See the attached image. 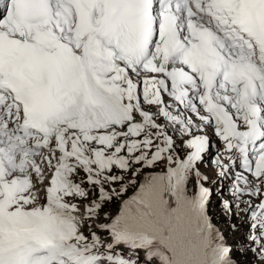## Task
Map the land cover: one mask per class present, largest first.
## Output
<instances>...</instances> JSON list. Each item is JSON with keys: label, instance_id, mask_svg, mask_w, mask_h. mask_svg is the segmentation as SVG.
<instances>
[{"label": "snow or ice", "instance_id": "snow-or-ice-1", "mask_svg": "<svg viewBox=\"0 0 264 264\" xmlns=\"http://www.w3.org/2000/svg\"><path fill=\"white\" fill-rule=\"evenodd\" d=\"M0 264H264V0H0Z\"/></svg>", "mask_w": 264, "mask_h": 264}, {"label": "rangeland", "instance_id": "rangeland-1", "mask_svg": "<svg viewBox=\"0 0 264 264\" xmlns=\"http://www.w3.org/2000/svg\"><path fill=\"white\" fill-rule=\"evenodd\" d=\"M208 160L210 161L211 160V157H208ZM213 215H214V218L219 221L221 223V226L223 225V218L222 216H220V204L219 202L217 201V203L214 205V207L211 209Z\"/></svg>", "mask_w": 264, "mask_h": 264}]
</instances>
